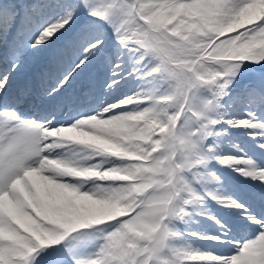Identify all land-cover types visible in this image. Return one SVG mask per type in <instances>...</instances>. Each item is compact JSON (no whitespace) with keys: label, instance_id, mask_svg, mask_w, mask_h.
I'll return each instance as SVG.
<instances>
[{"label":"snow or ice","instance_id":"1","mask_svg":"<svg viewBox=\"0 0 264 264\" xmlns=\"http://www.w3.org/2000/svg\"><path fill=\"white\" fill-rule=\"evenodd\" d=\"M0 264H264V0H0Z\"/></svg>","mask_w":264,"mask_h":264},{"label":"rangeland","instance_id":"2","mask_svg":"<svg viewBox=\"0 0 264 264\" xmlns=\"http://www.w3.org/2000/svg\"><path fill=\"white\" fill-rule=\"evenodd\" d=\"M255 74H256V73H252V72H250L248 75H250V76H251V75H255Z\"/></svg>","mask_w":264,"mask_h":264}]
</instances>
